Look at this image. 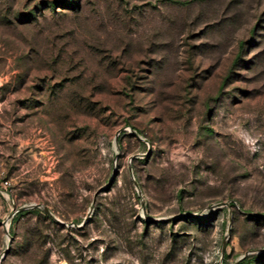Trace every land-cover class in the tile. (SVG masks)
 I'll return each instance as SVG.
<instances>
[{
  "label": "rangeland",
  "instance_id": "rangeland-1",
  "mask_svg": "<svg viewBox=\"0 0 264 264\" xmlns=\"http://www.w3.org/2000/svg\"><path fill=\"white\" fill-rule=\"evenodd\" d=\"M0 264H264V0H0Z\"/></svg>",
  "mask_w": 264,
  "mask_h": 264
},
{
  "label": "water",
  "instance_id": "water-1",
  "mask_svg": "<svg viewBox=\"0 0 264 264\" xmlns=\"http://www.w3.org/2000/svg\"><path fill=\"white\" fill-rule=\"evenodd\" d=\"M137 136H138V135H137ZM220 205H224V204H220ZM35 207L43 208L44 211H45V213H46L47 215H49V216H53L52 213L50 212V210H48L47 208H45V207H43V206L41 207V206H38V205H32V206H29V207H24V208H22V209H20V210H13V212H12L10 218H13L17 213H19V212H21V211H24V210H26V209H28V208H35ZM9 247H10V244H9ZM8 251H9V248L6 250L5 255L7 254ZM2 259H3V258H1V260H2Z\"/></svg>",
  "mask_w": 264,
  "mask_h": 264
},
{
  "label": "trees",
  "instance_id": "trees-1",
  "mask_svg": "<svg viewBox=\"0 0 264 264\" xmlns=\"http://www.w3.org/2000/svg\"><path fill=\"white\" fill-rule=\"evenodd\" d=\"M34 212H36V213H43V211H41L39 209H35Z\"/></svg>",
  "mask_w": 264,
  "mask_h": 264
}]
</instances>
